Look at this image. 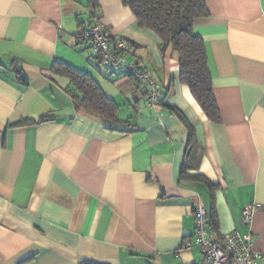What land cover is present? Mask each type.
I'll return each instance as SVG.
<instances>
[{
    "label": "crops",
    "instance_id": "1",
    "mask_svg": "<svg viewBox=\"0 0 264 264\" xmlns=\"http://www.w3.org/2000/svg\"><path fill=\"white\" fill-rule=\"evenodd\" d=\"M203 1L192 30L218 122L121 0H0V264H193L197 202L212 239L251 232L264 254V0ZM93 21L133 46L127 58L161 85L159 109L100 65L81 34ZM56 62L91 77L117 123L77 110ZM248 204L259 208L245 225Z\"/></svg>",
    "mask_w": 264,
    "mask_h": 264
},
{
    "label": "trees",
    "instance_id": "2",
    "mask_svg": "<svg viewBox=\"0 0 264 264\" xmlns=\"http://www.w3.org/2000/svg\"><path fill=\"white\" fill-rule=\"evenodd\" d=\"M88 2L92 3V0ZM121 2L130 9L140 29L150 30L157 35L162 52L170 47L177 53L179 80L189 88L208 119L218 122L219 112L207 67L204 44L192 30L196 20L208 15L204 1L121 0ZM51 73L69 81L66 91L72 97L77 110H84L103 121L117 123V105L102 93L91 77L59 62L54 63ZM161 104L162 100L160 106ZM43 120L45 118L42 117L38 121ZM33 122L21 121L16 125L24 126ZM118 130L126 133L131 131Z\"/></svg>",
    "mask_w": 264,
    "mask_h": 264
},
{
    "label": "built area",
    "instance_id": "3",
    "mask_svg": "<svg viewBox=\"0 0 264 264\" xmlns=\"http://www.w3.org/2000/svg\"><path fill=\"white\" fill-rule=\"evenodd\" d=\"M81 34L102 67L143 84L146 87L147 105L151 109H159L162 100L161 85L145 66L127 58V55L134 52L131 44L111 34L99 21L86 25ZM258 208L257 204L245 205L242 209V223L250 225ZM193 212L194 245L200 253V260L193 264H264V254L254 249V235L251 232H231L212 239L204 205L197 202Z\"/></svg>",
    "mask_w": 264,
    "mask_h": 264
}]
</instances>
